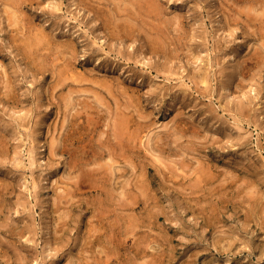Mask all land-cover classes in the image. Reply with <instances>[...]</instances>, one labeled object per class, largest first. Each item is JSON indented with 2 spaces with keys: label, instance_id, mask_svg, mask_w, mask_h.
Segmentation results:
<instances>
[{
  "label": "rangeland",
  "instance_id": "1",
  "mask_svg": "<svg viewBox=\"0 0 264 264\" xmlns=\"http://www.w3.org/2000/svg\"><path fill=\"white\" fill-rule=\"evenodd\" d=\"M138 1L0 0V264H264V0H152L153 12ZM72 83L82 90L69 112ZM77 109L79 120L65 118ZM119 110L143 141L109 187L117 203L141 202L115 203L101 224L94 188L59 197L74 188V158L91 156L87 140L107 127L114 137ZM134 213L141 222L129 235ZM93 225L120 239H95Z\"/></svg>",
  "mask_w": 264,
  "mask_h": 264
},
{
  "label": "bare ground",
  "instance_id": "2",
  "mask_svg": "<svg viewBox=\"0 0 264 264\" xmlns=\"http://www.w3.org/2000/svg\"><path fill=\"white\" fill-rule=\"evenodd\" d=\"M25 1H27V0H25ZM33 1V0H32ZM38 1V0H37ZM135 1V0H134ZM137 1V0H136ZM140 2H141V0H139ZM138 1V2H139ZM151 1L152 0H145V6H146V2H148V3H150L149 5V8L148 9H152V12H153V8H152V6H154V5H152L154 2L152 1V4H151ZM259 1H262V0H259ZM19 2H20V0H19ZM24 2V1H23ZM156 2V1H155ZM16 3V2H15ZM26 3V2H25ZM32 3V2H31ZM157 3V2H156ZM156 3H154L155 4V6L154 7H156L157 8V6L158 5H156ZM17 4H20V3H17ZM16 4V5H17ZM41 4V3H40ZM39 4V5H40ZM130 4V3H129ZM138 4V3H137ZM141 4V3H140ZM23 5V4H22ZM141 5H144V3H142ZM261 6L263 7V11L261 12L262 14V16L264 15V1H262L261 2ZM129 7V6H128ZM142 8H144V6H141ZM148 7V6H147ZM124 8V7H123ZM137 9H136V12H137V10H138V8L139 7H136ZM121 10H122V7H121ZM121 10H118V11H121ZM132 10H134V8L132 9L131 8V11ZM256 10V9H255ZM150 11V10H149ZM251 11H252V9H251ZM128 12H130V11H128ZM139 12V11H138ZM119 13V12H118ZM134 13V12H133ZM249 13H250V11H249ZM101 14V13H100ZM116 15V14H115ZM11 16H12V14H11ZM11 16L9 15V19H11ZM13 16H14V14H13ZM12 16V17H13ZM103 16V15H102ZM104 16H106V14L104 15ZM108 16V15H107ZM253 17V16H252ZM260 17V16H259ZM14 18H17V17H15L14 16ZM14 18H13V20H14ZM256 18V17H255ZM129 19V18H128ZM127 19V20H128ZM17 20V19H16ZM16 20H14L15 22H17V23H19L18 21H16ZM130 20V19H129ZM131 21V20H130ZM10 22H11V20H10ZM15 22H13V23H15ZM128 22V21H127ZM132 22V21H131ZM16 23V24H17ZM134 23H136V22H134ZM10 24H12V23H10ZM127 24V26H128V23H126ZM126 24H125V27H126ZM131 24V23H130ZM133 24V23H132ZM135 25V24H134ZM134 25H132V27L134 26ZM115 26H116V24L113 26V28H115ZM137 26V25H136ZM261 26H262V24H261ZM118 27V26H117ZM116 27V28H117ZM125 27H123L124 29H125ZM135 27V26H134ZM131 27L129 26V29H130ZM135 28H137V27H135ZM32 29V28H31ZM31 29H30V31H31ZM118 29V28H117ZM128 29V30H129ZM132 29V28H131ZM134 29V28H133ZM132 29V30H133ZM34 30V29H33ZM41 30H43V29H41ZM45 30V29H44ZM43 30V31H44ZM113 30H115V29H113ZM132 30L130 31V33L132 32ZM116 31V30H115ZM125 31V30H124ZM136 31V30H135ZM134 31V32H135ZM35 32V31H34ZM39 32V31H38ZM45 32H47L46 30H45ZM126 32V31H125ZM33 33V32H32ZM36 33H37V31H36ZM43 33V32H42ZM38 34V33H37ZM36 34V35H37ZM50 34V33H49ZM132 34V33H131ZM34 36H35V34H34ZM37 36H40V34L39 35H37ZM36 36V37H37ZM44 36H46L45 34H44ZM41 37V36H40ZM40 37H39V39L38 38H35L37 41H38V44H37V41H35V45L37 44V45H39L40 43H42V41H41V39H40ZM48 37V36H47ZM33 38V37H32ZM51 38V37H50ZM49 38V39H50ZM152 38V37H151ZM46 39V38H45ZM51 40V39H50ZM70 40V39H69ZM156 40V39H155ZM33 41V40H32ZM32 41L30 42L29 41V43L31 44L32 43ZM152 41V40H151ZM47 42H49L48 41V39H47ZM69 42V41H68ZM72 42H75V40L74 41H72ZM155 42H157V41H155ZM50 43V42H49ZM67 43V42H66ZM69 43H71V40H70V42ZM26 45V44H25ZM32 45V44H31ZM49 45V44H48ZM71 45V44H70ZM69 44L67 45V47H66V49L68 48V46H70ZM262 45H264V43L262 44ZM40 46H42L43 47V45L41 44ZM39 46V47H40ZM45 47H46V45H44ZM72 46V45H71ZM27 47V46H26ZM26 47L24 46L22 49L23 50H27L26 49ZM30 47V46H29ZM28 47V48H29ZM32 47H33V45H32ZM39 47H35L36 49L37 48H39ZM20 48H21V46H20ZM44 48V47H43ZM42 48V49H43ZM73 48V47H72ZM72 48H71V50H72ZM159 48V47H158ZM35 49V50H36ZM33 50V49H32ZM38 50V49H37ZM40 50H41V48H40ZM70 50V49H69ZM70 50V51H71ZM29 51H31V48L29 49ZM43 51V50H42ZM41 51V52H42ZM73 52H71V53H75L74 52V49L72 50ZM259 51V50H258ZM257 51V52H258ZM262 51V50H261ZM24 53H26V51H23ZM32 52V51H31ZM36 52V51H35ZM44 52V51H43ZM47 52V51H46ZM260 52V51H259ZM34 53V52H33ZM39 53V52H38ZM255 53V52H254ZM28 54V53H27ZM35 54V53H34ZM37 54V53H36ZM48 54H50V53H48ZM259 54V53H258ZM261 54V56H263L264 57V55H262V53H260ZM29 55H30V53H29ZM31 55H32V53H31ZM73 55V57L75 56L74 54H72ZM71 55V56H72ZM33 56V55H32ZM46 56H47V54H46ZM52 56V55H51ZM78 56V55H77ZM31 57V56H30ZM42 57H43V54H42ZM45 57V56H44ZM69 58H70V55H69ZM74 58H76V56L74 57ZM74 58H73V60H74ZM34 59V58H33ZM40 59H41V57H39V59H38V56H37V63L40 61ZM48 59V58H47ZM52 59V58H51ZM55 59V58H54ZM54 59L50 62V63H52V62H54ZM68 59V58H67ZM42 60V59H41ZM70 60V59H69ZM73 60H72V62H73ZM78 61V60H77ZM42 62H44V61H42ZM71 62V61H70ZM70 62H68V65H69V63ZM45 64L47 63V60H46V62H44ZM43 63V64H44ZM35 64V63H34ZM42 64V63H41ZM54 64V63H53ZM73 64V63H72ZM71 64V65H72ZM67 65V64H66ZM67 65V66H68ZM43 65H41V67H42ZM45 66V65H44ZM47 66V65H46ZM73 67V66H72ZM43 68V67H42ZM67 68V67H66ZM69 68V67H68ZM44 69H45V67H44ZM64 69V68H63ZM62 69V70H63ZM71 69V68H70ZM74 69V68H73ZM42 71V70H41ZM62 72V71H61ZM64 72V71H63ZM69 72H70V70H69ZM69 72H68V76H69ZM91 71H89V73H90ZM67 73V71H65V74ZM65 74H63V75H65ZM76 74V75H75ZM91 74V73H90ZM63 75H61V77L63 76ZM73 75V74H72ZM74 75L75 76H77V73H75L74 72ZM74 75L73 76H71V77H74ZM78 75H80V77H81V74H78ZM84 75V74H83ZM87 75V74H86ZM86 75H84V77H82V78H84V80H85V76ZM68 76L65 78V79H67L68 78ZM59 77H60V75H59ZM78 77L79 76H77V77H75V79L76 80H78ZM64 78V77H63ZM114 78V77H113ZM65 79H61L60 81H59V83L60 84H64L65 83ZM74 79V78H73ZM73 79H69V81L71 80V82H72V80ZM81 79V78H80ZM68 80V79H67ZM75 80V81H76ZM84 80H83V82H84ZM88 80V78L86 77V81ZM93 80H95V79H93ZM68 81V82H69ZM82 81V80H81ZM86 81H85V83H86ZM89 83H90V80L88 81ZM114 81H112V83H113ZM77 83V82H76ZM80 83H82V82H80ZM99 83V82H98ZM9 84H10V80H9ZM73 84V83H72ZM75 84V83H74ZM74 84H73V86H72V89H71V86H70V92L69 93H67L66 94V96L64 97V100H65V102L63 103V104H65V107H67V109L69 110V112H70V110L72 111L73 109V107L74 106H76L77 104H76V98H75V96H77V95H79V92L81 93V91L80 90H82V89H78V88H76V89H74ZM84 84V83H83ZM87 84V83H86ZM86 84H84V85H86ZM96 84V83H95ZM94 84V85H95ZM83 85V86H84ZM90 85V84H89ZM55 86H56V84H55ZM69 86V85H68ZM81 86V85H80ZM95 86H97V85H95ZM104 86V85H103ZM107 86H109V85H107ZM106 86V87H107ZM65 87V86H64ZM76 87V86H75ZM78 87V86H77ZM82 87V86H81ZM92 87H94V86H92ZM80 88V87H79ZM84 88V87H83ZM87 88H88V86H87ZM95 88V87H94ZM98 88V87H97ZM108 88V87H107ZM12 89V88H11ZM62 89V88H61ZM90 90V89H89ZM94 90V89H93ZM109 89H107V91H108ZM102 91V90H101ZM100 91V92H101ZM62 93H64V91H62ZM83 93V92H82ZM85 93V92H84ZM90 93V92H89ZM95 94V93H94ZM94 94H90V95H92V96H89V97H92L91 99H93V96H94V98H95V96L97 97V94L98 93H96V95H94ZM62 95V94H61ZM81 95V94H80ZM86 95H87V93H86ZM64 96V95H63ZM101 96V95H100ZM84 97H85V95H84ZM83 97V98H84ZM99 97V96H98ZM97 97V98H98ZM101 97H103V96H101ZM107 97V96H106ZM75 98V99H74ZM60 99H62V97L60 98ZM85 99V98H84ZM89 99V98H88ZM98 99H100V97L98 98ZM87 100V99H86ZM94 100V99H93ZM102 100V99H101ZM107 100V99H106ZM106 100H105V102H106ZM80 101H82V100H80L79 99V102ZM88 101H91L90 99L88 100ZM100 102V100H96V102ZM104 101V100H103ZM83 102H86V101H84L83 100ZM97 102V103H98ZM108 103L109 102H107V103H105V104H107L108 105ZM111 103V102H110ZM76 104V105H75ZM80 104V103H79ZM102 104V103H101ZM127 104V103H126ZM128 104H129V101H128ZM127 104V105H128ZM137 104V103H136ZM83 104H82V102H81V106H82ZM89 105L90 104H88V106H87V102H86V105H85V103H84V107H89ZM94 105H96L95 104V102H94V104H93V106ZM100 105V104H99ZM106 106V105H105ZM110 106V105H109ZM112 106V105H111ZM125 106V105H124ZM123 106V107H124ZM135 106V105H134ZM137 106V105H136ZM90 107H92L91 105H90ZM100 106H97V107H95V108H99ZM107 107V106H106ZM127 107V106H126ZM243 107V106H242ZM62 108V107H61ZM64 108V107H63ZM111 108V107H110ZM119 108V107H118ZM125 108V107H124ZM82 109V108H81ZM120 109H121V107H120ZM126 109V108H125ZM128 109V108H127ZM127 109L125 110V111H127ZM77 110H79V109H77ZM83 110V109H82ZM81 110V111H82ZM94 110V109H93ZM92 110V111H93ZM124 110V109H123ZM123 110H119V111H121L120 113H118V111L116 112V115L117 114H119V115H117V116H115L114 118H116L115 120H117L116 121V123H115V128L113 127V124H112V128H114V130H113V135H114V137L112 136V133H111V129L109 128V127H107V128H104V129H102L98 134H99V136H98V138L94 141L93 140V137H92V139H89V140H87L88 142L90 141V143H89V146L91 145V151H90V153L89 152H87V154L88 155H90L91 154V156H88L87 157V159H86V157H80V158H77L76 157V160H75V158H74V163L72 164L73 166H74V169L76 170H78L79 171V174H78V177H77V179H75V183L73 184V189H72V187L70 186V188L69 189H65L64 190V192L61 194V193H59V195L58 196H60V194H61V196L59 197V198H61V201H63L64 199H63V197H67L68 195H71V196H74V194L76 193V191H78V190H80V188H82L83 186H89V187H91V188H94L93 190H95V191H97L98 192V194L100 193V195H99V201H97L99 204H95L94 205V207H93V210H94V215L96 216V218H97V221L99 222V223H101V224H104L106 221H107V219H108V217H109V215H110V213L112 212V210L114 209V208H112V205H114L115 203L117 204V205H120V207L122 206V205H125V206H128V205H131V206H133V208L135 209V207L136 206H134V204L136 205V204H140V202H141V200H140V194H132V195H128V197H127V199L129 200H127V202L126 201H124V202H120L121 201V199H118V200H120L119 201V203H117L116 201H115V192L111 189V187H109V183L112 181L109 177H110V175H112L113 174V170H116L117 168H121V163L123 162V161H125V162H131V160H130V150L131 149H133V148H136L138 145H139V142H138V140H137V138H139V136H140V128L142 127L141 125H140V128L138 127V130L136 131L135 129H132V126H133V124H128L129 122H130V115L129 114H127L125 111H123ZM80 111V110H79ZM79 111H77L78 112V114L77 113H72V114H70L69 112H67L66 113V117L65 118H68L67 120H69L70 119V115L72 116V118L70 119L71 121H72V123H75L76 122V120H79L78 118H80V117H78L77 118V115H80V113H82L81 111L79 112ZM89 111V110H88ZM98 111V110H97ZM96 111V112H97ZM123 111V112H122ZM133 111V110H132ZM96 112H94V113H96ZM99 112H101V111H99ZM99 112H97L96 114L98 115V113ZM128 112V111H127ZM132 113V112H131ZM135 112H133V114H134ZM65 114V113H64ZM93 114V113H92ZM103 114V113H102ZM141 114V113H140ZM182 114V113H181ZM137 114H135V116H136ZM83 116V115H82ZM100 116H101V113H100ZM142 116V115H141ZM90 117V116H89ZM95 117H96V115H95ZM98 117H99V115H98ZM98 117H97V121L95 122L96 124H95V127H93L94 129H93V131L95 130V132H97L98 130H99V127L101 126V122H103V121H101L100 120V118L98 119ZM75 118H77L76 120H75ZM132 118V117H131ZM104 119V118H103ZM130 119V120H129ZM69 120V121H70ZM89 120H91V118L89 119ZM129 120V121H128ZM144 120H146V119H144ZM179 120V119H178ZM187 120V119H186ZM68 121V122H69ZM110 121V120H109ZM132 121V120H131ZM134 121V120H133ZM136 121H137V119H136ZM139 121V120H138ZM182 121V120H181ZM184 121V120H183ZM188 121V120H187ZM67 122V123H68ZM88 122V121H87ZM89 122H92V121H89ZM88 122V123H89ZM93 122H94V119H93ZM106 122V121H105ZM115 122V121H114ZM148 122V121H147ZM133 123V122H132ZM136 123V122H135ZM134 123V124H135ZM138 123V122H137ZM140 123V122H139ZM142 123V122H141ZM145 123V122H144ZM90 124H92V123H90ZM106 124H107V122H106ZM146 124V123H145ZM148 124H150V123H148ZM180 124H182V123H180ZM179 124V125H180ZM72 125V124H71ZM93 125V124H92ZM104 125V124H103ZM182 125H184V124H182ZM181 125V126H182ZM64 126V125H63ZM74 126V125H73ZM75 126H77V125H75ZM81 126V125H80ZM108 126V125H107ZM110 126H111V124H110ZM166 126H167V124H166ZM165 126V127H166ZM72 127V126H71ZM103 127H105V126H103ZM145 127V126H144ZM150 127V126H149ZM185 127V126H184ZM198 127V126H197ZM70 129V128H69ZM68 129V130H69ZM165 129V128H164ZM170 129H172L171 127L169 128V130ZM181 129V128H180ZM92 130V129H91ZM177 130V129H176ZM194 130V129H193ZM197 130H198V128H197ZM86 131V130H85ZM143 131V130H142ZM161 131V130H160ZM159 131V132H160ZM166 131H167V129H166ZM174 131H175V129H174ZM70 132V131H69ZM75 132H77V131H75ZM81 132H84V131H82L81 130ZM150 132V131H149ZM170 132V131H169ZM89 133V132H88ZM142 133V132H141ZM161 133V132H160ZM171 133V132H170ZM172 133H173V130H172ZM181 133V132H180ZM143 134V133H142ZM152 134V133H151ZM150 134V135H151ZM163 134V133H162ZM174 134V133H173ZM69 135H71V133L69 134ZM126 135H128V137L126 136ZM148 134H146V136H147ZM150 135H148V136H150ZM170 135V134H169ZM176 135H178V133H176ZM181 135V134H180ZM132 136H133V139H134V141H136V142H134V144H133V140H132V142H130L131 141V139H132ZM145 136V135H144ZM163 136V135H162ZM162 136H158L159 138L158 139H162ZM167 136V138H168V134L166 135ZM196 136V135H195ZM87 137V136H86ZM151 137H153V134L151 135ZM151 137H149V139L151 140L152 138ZM174 137V136H173ZM172 137V138H173ZM177 137H179V136H177ZM88 138V137H87ZM171 138V139H172ZM176 138V137H175ZM174 138V139H175ZM180 138H182V137H180ZM180 138H177V139H180ZM6 139V138H5ZM148 139V140H149ZM155 139V138H154ZM176 139V140H177ZM7 140V139H6ZM67 140H68V138H67ZM128 140V141H127ZM141 140V141H140ZM139 141L140 142H142L143 141V136H142V138L140 139ZM189 140V139H188ZM84 142V141H83ZM161 142V141H160ZM166 142H167V140H166ZM171 142V141H170ZM3 143V142H2ZM153 143V142H152ZM174 143H176V142H174ZM141 145H142V143H140ZM151 144V143H150ZM162 144H163V142H162ZM52 145L53 146H55L53 143L51 144V147H52ZM140 145V146H141ZM56 147V146H55ZM190 147V146H189ZM56 149V148H55ZM64 149V148H63ZM184 149V148H183ZM65 150V149H64ZM172 151V150H171ZM53 152V151H52ZM130 152V153H129ZM137 153V152H136ZM161 154V153H160ZM183 154V153H182ZM185 154V153H184ZM184 154H183V156H184ZM137 155V154H136ZM162 155V154H161ZM169 155V154H168ZM176 156V155H175ZM175 156H173V157H175ZM169 157V156H168ZM104 158H108V161H103V159ZM184 158V157H183ZM132 159V158H131ZM169 159V158H168ZM175 159V158H174ZM178 159V158H177ZM180 159V158H179ZM179 159H178V161H179ZM157 160L158 161H160L161 163H163V164H168V163H166V161L163 159V158H160L158 155H157ZM173 160V159H172ZM76 161V162H75ZM133 162H134V159L132 160ZM170 161V159L168 160V162ZM73 162V161H72ZM72 162H70V163H72ZM148 162V161H147ZM174 162H175V160H174ZM177 162V161H176ZM180 162V161H179ZM182 163H185L184 162V160L182 161ZM122 164H124V162L122 163ZM135 164V163H134ZM186 164V163H185ZM189 164V163H188ZM171 165V164H170ZM174 165V164H173ZM187 165V164H186ZM135 166H141L142 167V169L143 170H145V167H147V166H145L144 164H142V162H140V161H137L136 162V165ZM176 166V165H175ZM201 166V165H200ZM208 166V165H207ZM72 167V166H71ZM148 167H149V165H148ZM184 167V166H183ZM122 168H124V167H122ZM127 168V167H126ZM164 168H166V167H164ZM176 168V167H175ZM174 168V166H173V168L172 169H175ZM181 168V167H180ZM185 168H186V166H185ZM202 166H201V170H202ZM179 168H177V170H178ZM120 169H118V171H119ZM177 170H175L176 172H177ZM186 170V169H185ZM78 171H77V173H78ZM146 171V170H145ZM164 171V170H163ZM166 171V170H165ZM175 171H174V175H176L175 174ZM189 171H191V170H189ZM204 171H206V169L204 170ZM211 171V170H210ZM74 172V171H73ZM143 172V171H142ZM142 172H140V174H142ZM203 172V171H202ZM123 173V172H122ZM178 173H179V171H178ZM190 173V172H189ZM188 173V174H189ZM201 173V172H200ZM139 174V173H138ZM139 174V175H140ZM164 174H165V172H164ZM180 174V176H181V174L182 173H179ZM202 174V173H201ZM205 174H207V172L205 173ZM210 174H212V177H215L216 175H214V173H210ZM209 174V175H210ZM145 175V174H144ZM185 175H187V173L185 174ZM197 176V175H196ZM118 177V176H117ZM122 177V176H121ZM139 177H143V175L142 176H139ZM173 177H175V176H173ZM119 178H120V176H119ZM195 178H197V177H195ZM205 178V180L206 179H208L209 177H204ZM114 179V178H113ZM117 179V178H116ZM138 179V178H137ZM136 179V180H137ZM140 179V178H139ZM198 179H200L199 178V175H198ZM211 179V178H210ZM115 180V179H114ZM221 180V179H220ZM230 180H232V179H230ZM143 181V180H142ZM198 181V180H197ZM200 182H202L203 181V179L202 180H199ZM225 181V180H224ZM233 181V180H232ZM227 182H228V180H227ZM114 183V182H113ZM139 183L140 184H142V186L144 185V183H141V181L139 180ZM189 183V182H188ZM192 183V182H191ZM221 183V182H220ZM127 184V183H126ZM125 183H124V185H126ZM135 184V183H134ZM193 185H195L194 183H192ZM237 184V183H236ZM193 185H190V186H193ZM197 185V184H196ZM224 185V184H223ZM212 186H213V184H212ZM5 187V186H4ZM139 187H141V186H139ZM147 187L148 186H146V188L145 189H147ZM185 187V186H184ZM137 188V187H136ZM142 188V187H141ZM186 188V187H185ZM184 188V189H185ZM188 188V187H187ZM190 188V187H189ZM214 188V187H213ZM129 189V188H128ZM137 189H139V188H137ZM215 189V188H214ZM216 189H218V188H216ZM251 189V188H250ZM1 190H2V192H3V188H1ZM5 190V189H4ZM10 190V189H9ZM8 190V191H9ZM87 190H88V188H87ZM130 190V189H129ZM148 190V189H147ZM254 190V189H253ZM82 191V190H81ZM126 191V190H125ZM124 191V192H125ZM139 191V190H138ZM146 191V190H145ZM196 191V190H195ZM215 191V190H214ZM223 191V190H222ZM1 192V193H2ZM10 192V191H9ZM84 192V191H83ZM82 192V193H83ZM150 192V191H149ZM197 192V191H196ZM250 192V191H249ZM251 192H252V190H251ZM254 192V191H253ZM115 193V194H114ZM133 193V192H132ZM145 193V192H144ZM200 193V192H199ZM199 193H195V194H199ZM207 193V192H206ZM240 193V192H239ZM96 194V193H95ZM149 194V193H148ZM209 194V193H208ZM207 194V195H208ZM3 195V194H2ZM79 195H81V194H79ZM84 195V194H83ZM140 195V196H139ZM153 195V194H152ZM236 195H238V194H236ZM119 196V195H118ZM151 196V193H150V195H149V197ZM69 197V196H68ZM67 197V198H68ZM75 197V196H74ZM83 197V196H82ZM213 197H215V196H213ZM251 197H253V196H251ZM250 197V198H251ZM59 198L57 199V200H59ZM73 198V197H72ZM84 198V197H83ZM123 198H125V197H123ZM202 198V197H201ZM235 198V197H234ZM249 198V199H250ZM66 199V198H65ZM76 199V198H75ZM74 199V200H75ZM78 199V198H77ZM147 199V198H146ZM236 199V198H235ZM248 199V200H249ZM70 200V199H69ZM73 200V199H72ZM81 200H82V198H81ZM148 200V199H147ZM247 200V201H248ZM84 201V200H83ZM63 202H65V201H63ZM72 202V201H71ZM121 203V204H120ZM133 204V205H132ZM59 205V204H58ZM213 205V204H212ZM65 206H67V205H65ZM73 206V205H72ZM64 207V206H63ZM147 207V206H146ZM216 207V206H215ZM209 208V207H208ZM212 208V207H211ZM210 208V209H211ZM64 209V208H63ZM222 209V208H221ZM65 210V209H64ZM114 211V210H113ZM151 211V210H150ZM115 212V211H114ZM159 212V211H158ZM251 212V211H250ZM148 213V212H147ZM151 213V212H150ZM249 213V212H248ZM153 214V213H152ZM252 214V213H251ZM130 215V214H129ZM133 215V214H132ZM146 215V214H145ZM65 216V215H64ZM67 217V216H66ZM141 215H137L136 213H134V216H133V218H131L130 219V217H128L129 218V223H128V225L127 224H125V225H127V227H126V229H124L125 230V232H127V234L131 231H135V227L136 226H138L139 224H140V222H141ZM150 217V216H149ZM127 218V219H128ZM152 218V217H151ZM249 218V217H248ZM116 219V218H115ZM127 219H126V222H128L127 221ZM63 221H65V220H63ZM62 222V221H61ZM89 222V221H88ZM125 222V223H126ZM144 222V221H143ZM113 223V222H112ZM115 224V223H114ZM123 224V223H122ZM62 225V224H61ZM99 226V225H98ZM94 226L93 225V227H91V232H90V235L92 234V237H93V235H94V238L95 239H101L104 235H109L110 236V238H111V240L112 241H118V238L117 237H119L118 235H117V233L116 234H112V233H110L109 231H110V229H109V227H105L106 228V233H103V232H101V230H102V227L101 226ZM116 226V225H115ZM89 228H90V226H89ZM87 229V230H90V229ZM122 228V227H121ZM105 230V229H104ZM112 232H113V230H111ZM105 232V231H104ZM117 232V231H116ZM124 232V231H123ZM133 233V232H132ZM131 233V234H132ZM136 233V232H135ZM89 235V234H88ZM123 235V234H122ZM129 235H130V233H129ZM136 235V234H135ZM124 236V235H123ZM127 236V235H126ZM153 236V235H152ZM128 237V236H127ZM130 237V236H129ZM104 238V237H103ZM117 240H116V239ZM121 238H122V236H121ZM92 239V238H91ZM108 239V238H107ZM119 239H120V237H119ZM143 240H144V237L142 238ZM154 239V238H153ZM157 239V238H156ZM124 240V239H123ZM134 241H135V239H133ZM147 240V239H146ZM152 240V239H151ZM140 241V240H139ZM122 242V241H121ZM102 243V242H101ZM142 243V242H141ZM92 244V243H91ZM117 244V243H116ZM132 244H133V242H132ZM134 244H135V242H134ZM139 244L137 243V246H138ZM87 246V245H86ZM96 246H98V245H96ZM88 247V246H87ZM88 249V248H87ZM102 249V248H101ZM109 249H110V251L111 250H113L112 248H110L109 247ZM139 249V248H138ZM137 249V250H138ZM106 249H104V251H105ZM145 250H146V248H145ZM87 251V250H86ZM85 251V252H86ZM102 251V250H101ZM115 252V251H114ZM145 252V251H144ZM93 254V253H92ZM106 254V253H105ZM110 253H108V255H109ZM88 257V256H87ZM87 257H86V259H87ZM90 257H92V256H90ZM95 257V256H94ZM93 257V258H94ZM99 257V256H98ZM111 257V256H110ZM114 257V256H113ZM96 258V257H95ZM89 259V258H88ZM83 260V259H82ZM97 260L99 261V259L97 258ZM136 260V259H135ZM159 260V259H158ZM106 261H107V259H106ZM130 261H131V259H130ZM149 261V260H148ZM150 261H151V259H150ZM152 261H153V259H152ZM152 261L150 262V263H152ZM88 262V261H87ZM142 262V261H141ZM143 262H145V261H143ZM154 262V261H153ZM157 262V261H156ZM136 263H137V260H136ZM138 263H140L139 261H138ZM86 264V263H85ZM91 264V263H90ZM133 264V263H132ZM141 264V263H140ZM156 264V263H155Z\"/></svg>",
  "mask_w": 264,
  "mask_h": 264
}]
</instances>
